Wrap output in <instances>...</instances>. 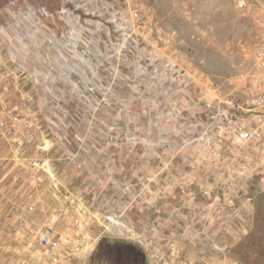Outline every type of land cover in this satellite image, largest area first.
Masks as SVG:
<instances>
[{"label":"rangeland","instance_id":"obj_1","mask_svg":"<svg viewBox=\"0 0 264 264\" xmlns=\"http://www.w3.org/2000/svg\"><path fill=\"white\" fill-rule=\"evenodd\" d=\"M116 16L134 27L123 28ZM259 52L264 0H0V264H38L17 230L35 224L26 223L33 202L25 181L39 176L37 166L55 176L35 155L24 162L39 153L41 121L59 132L62 147L75 146L66 133L78 128L111 130L113 145L130 157L157 145L155 136L167 143L168 128L204 120L206 102L220 95L252 106L261 92ZM263 176H253L262 192L252 214H237L233 230L225 220L224 264H264ZM107 217L104 224H121ZM188 234L164 235L160 250L151 234L74 239L105 256L93 264H177L183 242L204 244Z\"/></svg>","mask_w":264,"mask_h":264},{"label":"crops","instance_id":"obj_2","mask_svg":"<svg viewBox=\"0 0 264 264\" xmlns=\"http://www.w3.org/2000/svg\"><path fill=\"white\" fill-rule=\"evenodd\" d=\"M205 113L207 116L208 102ZM42 122L43 130L38 133L35 147L39 153H27L29 159L24 162L29 160L27 164H31L34 159L30 156L35 155L43 162L41 165L49 162L55 176L46 173L43 165L35 168L40 171L39 176L25 181L32 188L28 197L33 202L29 206L33 210L27 214L30 222L26 223L55 227L56 244L51 254L65 256L72 264H93L103 254L95 246L94 252H85L79 246L84 240L76 243L74 237L96 235L115 242L113 238L127 233L141 239L151 234L154 246L160 250L165 249L164 235L189 233L196 234L204 244L183 242L182 258L174 260L177 264L225 263V220L231 224L230 230L237 229V214H252L253 202L262 192L253 176L264 174V138L242 144L228 134L212 149L205 150L193 142L194 121L187 129L168 128L171 131L164 138L167 143L162 144L155 136L152 139L157 145L139 146L129 157L128 149L120 143L118 147L113 145L111 130L92 132L78 128L66 133L75 146L69 147L65 142L62 147L55 141L59 132ZM97 138L103 139V145H95ZM47 143L49 146L44 145ZM125 185H131L132 191H127ZM106 217H116L121 224H104ZM128 220L131 226H127ZM119 242L138 249L134 242ZM170 260L164 259L166 263ZM35 261L54 264L39 254Z\"/></svg>","mask_w":264,"mask_h":264},{"label":"built area","instance_id":"obj_3","mask_svg":"<svg viewBox=\"0 0 264 264\" xmlns=\"http://www.w3.org/2000/svg\"><path fill=\"white\" fill-rule=\"evenodd\" d=\"M137 14V13H136ZM116 22L122 23L125 29L133 28V24L115 17ZM258 60L263 69L261 74V92L252 106L246 107L228 95H220L208 102V115L204 120L197 121L193 125L196 133L193 141L199 143L205 150L213 148L216 142L228 134L234 137L238 143H250L262 141L264 138V52H259ZM33 210V206L30 207ZM20 238L25 241L31 252H37L46 256L50 263L72 264L67 257L59 254H51L56 242L55 227L51 224H30L18 228ZM61 260H63L61 262Z\"/></svg>","mask_w":264,"mask_h":264},{"label":"bare ground","instance_id":"obj_4","mask_svg":"<svg viewBox=\"0 0 264 264\" xmlns=\"http://www.w3.org/2000/svg\"><path fill=\"white\" fill-rule=\"evenodd\" d=\"M116 220V219H115Z\"/></svg>","mask_w":264,"mask_h":264}]
</instances>
